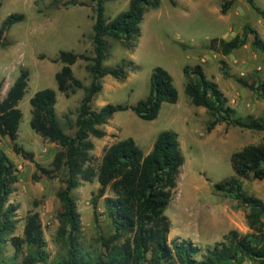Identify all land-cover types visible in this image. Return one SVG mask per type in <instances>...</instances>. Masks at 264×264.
<instances>
[{
	"label": "rangeland",
	"instance_id": "rangeland-1",
	"mask_svg": "<svg viewBox=\"0 0 264 264\" xmlns=\"http://www.w3.org/2000/svg\"><path fill=\"white\" fill-rule=\"evenodd\" d=\"M130 2L105 3L106 21H113L126 12ZM254 2L261 13L246 0L236 1L225 14L222 13L223 0H175L176 6L169 0H160L159 8L146 12L140 36L131 49L119 41L109 40L104 66L116 68L124 64L128 76L124 80L105 77L103 91L92 102L94 111L108 104L135 106L148 97L155 68L161 67L173 77L179 95L176 104L164 103L154 121H144L131 110L116 113L103 127L102 139L91 137L94 144L91 157L94 163H100L108 146L127 138H133L144 154H149L162 132L174 131L185 162L165 212L171 221L169 239L187 240L202 250L225 242L231 231L242 235L251 232L247 221L249 209L233 197L216 193L214 186L235 178L246 195L264 202V180L252 175L237 177L231 165L234 152L264 144V132L225 123L209 132L211 117L207 109L193 106L185 93L184 69L202 66L207 78L216 83L227 98V105L235 110V117H263L264 100L240 84V81L264 82V52L253 46L256 39L264 43V0ZM94 8L93 0H0V28L10 15L25 16L24 21L5 33L6 45L0 42V85L2 100L21 70L30 72L26 94L19 103L23 119L16 143L32 153L34 160L16 154L13 142L2 135L0 152L17 170L18 182L10 196V202L18 209L15 235L23 236L29 214H39L48 245L46 264H64L66 257V250L55 242L60 224L58 216L62 212L58 194L65 187V171L60 172L58 178L49 179L36 168L39 164L51 169L61 147L31 128L30 99L38 91L55 90L61 127L69 135L75 133L73 126L79 116L84 90L79 89L70 96L60 93L55 76L63 64L54 60L62 51L93 55ZM237 37L244 43L230 55L224 56L211 48L214 39L231 41ZM89 65L90 62L79 60L72 66L74 76L85 87L92 82ZM99 188L97 180L82 181L72 193L79 213L81 246L90 253L99 252L102 239L114 234L112 221L105 212V197L111 196L110 192L99 200L97 209L93 205ZM13 255L14 250L8 245L5 256L12 258ZM241 264L254 263L247 260Z\"/></svg>",
	"mask_w": 264,
	"mask_h": 264
},
{
	"label": "trees",
	"instance_id": "trees-1",
	"mask_svg": "<svg viewBox=\"0 0 264 264\" xmlns=\"http://www.w3.org/2000/svg\"><path fill=\"white\" fill-rule=\"evenodd\" d=\"M110 1L116 0H93V55L62 51L54 60L63 64L55 76L58 91L70 96L79 89L84 90L79 116L73 126L75 133L69 135L61 127L56 113L55 90L38 91L30 99L31 128L42 138L61 147L51 169L39 164H36V168L49 179L58 178L60 172L65 171V187L58 194L62 212L58 216L60 224L55 236V242L66 250L64 264H241L247 260L264 264V202L246 195L241 183L235 178L221 181L214 189L216 193L233 197L249 209L247 221L250 233L242 235L238 231H231L225 242L206 250L187 240L170 241L171 221L165 212L185 162L178 135L174 131L162 132L149 154H144L133 138H127L108 146L100 163L93 162L91 152L94 144L91 137L102 139L105 136L103 127L116 113L131 110L144 121H154L164 103L176 104L179 99L173 77L167 70L157 67L152 73L150 92L146 99L135 106L108 104L98 111L92 109L95 97L103 91L102 80L105 77L124 80L128 76L124 64L116 68L104 66L108 58L109 40L119 41L131 49L140 36L146 12L160 7V0H131L126 12L107 22L105 3ZM169 1L176 6L175 0ZM236 1L223 0L222 13L231 9ZM246 1L261 13L254 0ZM24 19L23 14H13L1 24L0 42L3 45H6L5 33ZM243 43L239 37L231 41L214 39L211 48L227 56ZM253 46L264 52L263 42L256 39ZM79 60L90 62L88 70L92 74V82L88 87L74 76L72 66ZM184 75L185 93L192 105L207 109L211 117L209 132L221 123L264 132V116L235 117V110L227 105V98L218 85L207 78L202 66L186 67ZM29 81L30 72L22 69L2 100L0 85V135L13 142L16 154L34 160L32 153L16 143L23 119L19 103L26 94ZM240 84L264 100V82L247 84L240 81ZM231 165L237 177L249 178L252 175L264 180V144L234 152ZM94 180L100 185L93 199L95 209L101 198L108 192L111 194L105 197V212L112 221L114 234L102 239L99 252L90 253L81 246L79 213L72 193L82 181ZM17 182L15 165L0 152V260L2 264L7 261L10 264H46L49 258L46 250L48 245L39 214H29L25 219L23 236L15 235L18 209L10 202V196ZM8 245L14 250L12 258L5 256Z\"/></svg>",
	"mask_w": 264,
	"mask_h": 264
}]
</instances>
